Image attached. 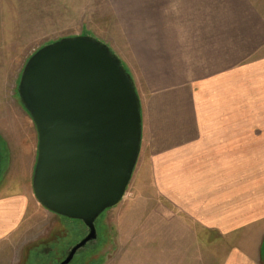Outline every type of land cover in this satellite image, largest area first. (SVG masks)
Wrapping results in <instances>:
<instances>
[{"label":"crops","instance_id":"obj_1","mask_svg":"<svg viewBox=\"0 0 264 264\" xmlns=\"http://www.w3.org/2000/svg\"><path fill=\"white\" fill-rule=\"evenodd\" d=\"M161 1L151 2V51L140 55L151 76L132 78L151 189L141 202L158 225L216 235L215 264H264V0ZM20 159L30 180L0 188V245L41 209L31 149L9 150L6 168Z\"/></svg>","mask_w":264,"mask_h":264},{"label":"rangeland","instance_id":"obj_2","mask_svg":"<svg viewBox=\"0 0 264 264\" xmlns=\"http://www.w3.org/2000/svg\"><path fill=\"white\" fill-rule=\"evenodd\" d=\"M151 2L0 0V188L9 184L8 190H17L30 180L21 159L14 170L6 168L9 150L21 155L31 149L32 171L36 160V131L17 94L28 58L62 38L87 36L106 44L132 78L137 79L136 71L151 76L150 58L143 64L140 57L151 51ZM149 192L138 158L123 198L97 218L96 240L70 264H201L200 257L215 264L224 253L220 239L211 233L184 234V226L158 225L152 207L141 202ZM40 208L29 209L21 227L0 245V264H57L86 235L79 221ZM175 229L179 233L169 232ZM261 254L264 262V245Z\"/></svg>","mask_w":264,"mask_h":264},{"label":"water","instance_id":"obj_3","mask_svg":"<svg viewBox=\"0 0 264 264\" xmlns=\"http://www.w3.org/2000/svg\"><path fill=\"white\" fill-rule=\"evenodd\" d=\"M17 94L37 136L36 201L87 231L60 263L70 264L96 240L95 221L119 204L131 179L142 133L136 88L106 44L75 36L35 51Z\"/></svg>","mask_w":264,"mask_h":264},{"label":"flooded vegetation","instance_id":"obj_4","mask_svg":"<svg viewBox=\"0 0 264 264\" xmlns=\"http://www.w3.org/2000/svg\"><path fill=\"white\" fill-rule=\"evenodd\" d=\"M87 245H88V244H87ZM87 245H86V246H87ZM69 249H70V248H69ZM81 250H82V249H81ZM81 250H79L78 252H80ZM67 252H68V251H66L64 257H63L60 261H58L57 264H60V263L65 259ZM78 252H77V253H78ZM77 253H76V254H77ZM76 254H75V255H76ZM73 258H74V257H73ZM72 260H73V259H72ZM71 262H72V261H71Z\"/></svg>","mask_w":264,"mask_h":264}]
</instances>
